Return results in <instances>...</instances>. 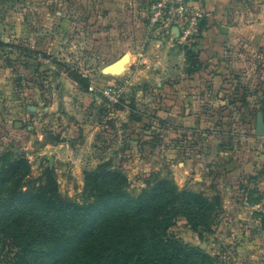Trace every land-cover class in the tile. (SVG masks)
Wrapping results in <instances>:
<instances>
[{
  "label": "rangeland",
  "instance_id": "rangeland-1",
  "mask_svg": "<svg viewBox=\"0 0 264 264\" xmlns=\"http://www.w3.org/2000/svg\"><path fill=\"white\" fill-rule=\"evenodd\" d=\"M98 1L0 0V38L18 44L0 47V216L6 214L2 202L17 192L18 182L10 178L1 189V177L25 160L17 174L23 175V186L46 192L54 182L61 197L81 204L101 194L93 180L122 184L130 197L157 191L162 204L173 201L172 210L167 207L161 216L170 211V231L181 237L179 244L205 252L210 264H244L235 260L237 246L218 234L219 209L226 204L219 193L253 191L255 199L264 197V9L257 18L245 4L238 19L242 25L235 28L242 37L231 49L242 57L233 58L237 69L223 92L226 106L214 110L205 104L206 117L191 121L184 118L186 99L174 108L178 115L162 119L158 111L170 113L173 106L162 102L165 92L155 79L139 75L130 84L127 73L111 68L123 59L121 36L108 47L112 26L100 25L106 35L98 39L95 10L81 9L83 2ZM148 7L131 4L126 15L140 16ZM122 29L117 28L120 35ZM253 33L259 38L247 39ZM228 161L232 167L247 164L248 171L227 175ZM228 179L235 188L224 185ZM168 186L175 188L174 199L164 192ZM17 208L8 207L7 213ZM205 220L214 232L203 225L196 233L190 229ZM258 236L264 244V231ZM40 246L45 252L46 245ZM18 252L3 233L0 264H23Z\"/></svg>",
  "mask_w": 264,
  "mask_h": 264
},
{
  "label": "trees",
  "instance_id": "trees-1",
  "mask_svg": "<svg viewBox=\"0 0 264 264\" xmlns=\"http://www.w3.org/2000/svg\"><path fill=\"white\" fill-rule=\"evenodd\" d=\"M205 19L199 37L206 30ZM187 56L188 71L198 70L201 67L198 53L189 49ZM74 77L81 76L74 74ZM26 166L25 160H18L1 177V189L8 179L18 177L17 192L2 202L6 214L0 216V236L6 233L10 237L11 243L19 248L17 256L23 264L41 261L43 264H210L212 261L205 252L179 244L181 237L170 231L169 221L173 217L170 211L161 216L167 207L172 210L173 201L167 199L162 204L156 197L160 195L157 191L150 196L143 191L138 197H130L122 184L113 186L107 180L97 184L93 180V187L101 194L81 204L61 197L54 182H50L46 192L23 186V175L17 174ZM164 192L171 194V199L176 196L171 186ZM215 200L220 202L218 197ZM16 205L19 208L7 213L8 207ZM200 225L208 228L211 223L207 220L203 224L194 223L190 229L196 233ZM208 231L214 232L210 228ZM41 243L46 245L45 252L40 250ZM30 255L35 257L29 262Z\"/></svg>",
  "mask_w": 264,
  "mask_h": 264
},
{
  "label": "crops",
  "instance_id": "crops-1",
  "mask_svg": "<svg viewBox=\"0 0 264 264\" xmlns=\"http://www.w3.org/2000/svg\"><path fill=\"white\" fill-rule=\"evenodd\" d=\"M131 2L130 0H99L98 3L83 2L81 4L82 10L91 8L96 12L93 19L96 23L97 30L95 32L98 39L106 35L102 31L103 29L99 28L102 24L112 26L107 32L108 47L112 42H117L116 36H121L124 55L117 70L118 74L127 73L130 77V84L139 75L147 79L148 82L155 79L158 90L165 92L164 97L160 96L162 102H170L173 106L170 113L164 109L158 111L157 115L162 119L169 115H178V111L174 113V108H178L179 104H184L183 99H186L185 104L188 106L184 118L191 121L202 120L206 117V114L201 112V107L205 104L214 110L226 106L227 100L223 92L229 86V78L232 75L235 76L232 72L237 69L236 61H233V58L242 57V53L234 48L231 49L237 38L242 37L237 35L235 27L239 24V26L242 25L238 19L241 18L240 16L245 10V4L255 10V17L260 18V9H264V0H204L206 30L202 37L197 36L195 41L190 44H184L179 40L177 30L173 36L171 35L165 40L148 41V9L139 13L140 16L131 13L130 16H127L126 11L129 12L131 4H148L149 0ZM121 4H123L122 9H120ZM118 9L120 12L116 17L115 13ZM249 15H254V12L251 11ZM119 27L123 28L122 35L117 31ZM223 27H227V31H224ZM256 35V33L247 35V39L253 41L255 38L256 40L259 38V35L257 37ZM4 44L14 48H17L18 45L13 42L8 44L0 38V47ZM142 47L145 49L143 50ZM189 49L198 53L201 63V67L194 72L188 71L187 51ZM235 54L236 56H234ZM128 63H130L129 66ZM255 152L259 151L255 150ZM232 163L228 161L225 165L228 167L227 175L236 177L248 171L247 164L241 167H232ZM252 167V169H259L256 165ZM194 176L198 177V175ZM228 180L224 185L235 188L234 181ZM251 193L253 194V191ZM252 194L250 192L240 194L235 191L219 193L222 201L226 204H223L220 209L219 215L222 221L217 225V231L218 234L226 237L227 245L231 243L237 246L239 251L235 260H240L244 264H264V244L258 238L260 237L259 233L264 231V197L255 199Z\"/></svg>",
  "mask_w": 264,
  "mask_h": 264
},
{
  "label": "built area",
  "instance_id": "built-area-1",
  "mask_svg": "<svg viewBox=\"0 0 264 264\" xmlns=\"http://www.w3.org/2000/svg\"><path fill=\"white\" fill-rule=\"evenodd\" d=\"M206 18L204 0H150L147 16L148 41H161L178 31L184 44L193 43ZM144 50L145 47H142ZM94 90V86L91 87ZM109 93V92H107Z\"/></svg>",
  "mask_w": 264,
  "mask_h": 264
},
{
  "label": "water",
  "instance_id": "water-1",
  "mask_svg": "<svg viewBox=\"0 0 264 264\" xmlns=\"http://www.w3.org/2000/svg\"><path fill=\"white\" fill-rule=\"evenodd\" d=\"M223 29H224V31H227V27H223ZM121 63H122V61H119V62H116V63H114L112 66H111V68L112 69H117V68H119V66L121 65Z\"/></svg>",
  "mask_w": 264,
  "mask_h": 264
}]
</instances>
